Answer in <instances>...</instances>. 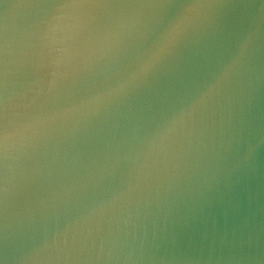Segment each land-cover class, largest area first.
<instances>
[{
	"label": "water",
	"instance_id": "95a60500",
	"mask_svg": "<svg viewBox=\"0 0 264 264\" xmlns=\"http://www.w3.org/2000/svg\"><path fill=\"white\" fill-rule=\"evenodd\" d=\"M0 264H264V0H0Z\"/></svg>",
	"mask_w": 264,
	"mask_h": 264
}]
</instances>
